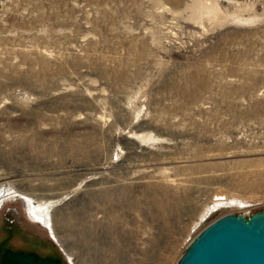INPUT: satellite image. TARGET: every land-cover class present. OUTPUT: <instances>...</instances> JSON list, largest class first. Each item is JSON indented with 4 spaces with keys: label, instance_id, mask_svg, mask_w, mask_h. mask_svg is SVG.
<instances>
[{
    "label": "rangeland",
    "instance_id": "1",
    "mask_svg": "<svg viewBox=\"0 0 264 264\" xmlns=\"http://www.w3.org/2000/svg\"><path fill=\"white\" fill-rule=\"evenodd\" d=\"M0 186V264H177L263 211L264 0H0Z\"/></svg>",
    "mask_w": 264,
    "mask_h": 264
},
{
    "label": "water",
    "instance_id": "2",
    "mask_svg": "<svg viewBox=\"0 0 264 264\" xmlns=\"http://www.w3.org/2000/svg\"><path fill=\"white\" fill-rule=\"evenodd\" d=\"M34 252L7 249L1 264H60ZM177 264H264V210L225 215L205 228Z\"/></svg>",
    "mask_w": 264,
    "mask_h": 264
},
{
    "label": "bare ground",
    "instance_id": "3",
    "mask_svg": "<svg viewBox=\"0 0 264 264\" xmlns=\"http://www.w3.org/2000/svg\"><path fill=\"white\" fill-rule=\"evenodd\" d=\"M14 193V192H13ZM11 192H9V189L7 188H2V186H0V203L1 201H4L5 199H8V196L13 194ZM14 197V196H13ZM5 198V199H4ZM3 205V204H1ZM32 205V208L35 209L36 212H40L41 211V206L40 205H37L36 203H31ZM1 208V207H0ZM45 220L49 223H53L52 221V217H49V215H46L45 217ZM53 225V224H52ZM53 231V230H52ZM52 237V236H51ZM53 239V238H52ZM61 240V239H60Z\"/></svg>",
    "mask_w": 264,
    "mask_h": 264
},
{
    "label": "trees",
    "instance_id": "4",
    "mask_svg": "<svg viewBox=\"0 0 264 264\" xmlns=\"http://www.w3.org/2000/svg\"><path fill=\"white\" fill-rule=\"evenodd\" d=\"M45 251L49 252V249H47V250L45 249ZM60 264H61V263H60Z\"/></svg>",
    "mask_w": 264,
    "mask_h": 264
},
{
    "label": "flooded vegetation",
    "instance_id": "5",
    "mask_svg": "<svg viewBox=\"0 0 264 264\" xmlns=\"http://www.w3.org/2000/svg\"><path fill=\"white\" fill-rule=\"evenodd\" d=\"M2 204H4V203H2ZM0 207H2V205ZM0 210H1V208H0Z\"/></svg>",
    "mask_w": 264,
    "mask_h": 264
}]
</instances>
